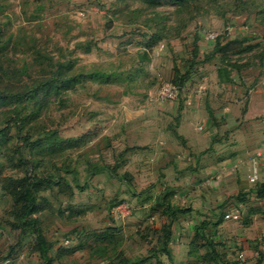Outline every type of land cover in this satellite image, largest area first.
<instances>
[{"label": "rangeland", "instance_id": "obj_1", "mask_svg": "<svg viewBox=\"0 0 264 264\" xmlns=\"http://www.w3.org/2000/svg\"><path fill=\"white\" fill-rule=\"evenodd\" d=\"M158 2L0 0V264L123 258L130 264H227L243 250L238 237L248 235L246 226L224 219L219 208L228 200L235 204L233 195L221 204L214 200L219 209L207 218L204 194L218 186L209 187L204 176L219 160L195 156L194 166L185 160L184 173L165 180L163 159L157 160L159 128L180 140L173 125L185 109H196V89L211 66H243L244 95L251 82L264 79V0ZM215 32L216 38L207 37ZM156 33L160 38L151 43ZM230 41L226 50H214ZM195 47L177 96L160 101L161 83L172 81L173 67L187 69ZM96 71L113 74L94 79ZM69 77L72 83L60 80ZM197 113L189 112V120L196 123ZM226 123L216 127V138L229 140L232 124ZM221 160H231L230 154ZM20 185L34 194L25 217L32 226L20 225L28 202L11 193ZM196 195L204 212H193ZM256 214L247 264H259L264 253V215ZM38 231L48 243L46 257L38 251ZM224 231L236 237L232 248Z\"/></svg>", "mask_w": 264, "mask_h": 264}, {"label": "crops", "instance_id": "obj_2", "mask_svg": "<svg viewBox=\"0 0 264 264\" xmlns=\"http://www.w3.org/2000/svg\"><path fill=\"white\" fill-rule=\"evenodd\" d=\"M223 67H226V70H224L225 73L222 72V76L226 77L227 75L229 78L221 80L219 79L218 68ZM203 68L200 66V69ZM242 73L243 66L237 64L234 67L222 64L220 66H211V70L207 69L206 82L202 83L199 89H196L200 95L196 96L192 102L196 109L184 108L185 111L177 123L173 125L174 132L181 137L179 138L180 140L170 137L168 128H159V133L162 135H160L162 139L159 142L162 145L160 149L162 151L161 154H158L157 160L159 158L163 159L161 171L164 173V179L167 180L171 176L174 181L176 178L173 176L181 175L188 168L185 160H187V164L193 163V166L196 164L195 156L201 157L207 154V156L212 158L215 157L214 161L219 160L215 166H207L209 173L204 176L208 177L205 179L209 187H212L213 184H215L213 186H218V188H214L213 192L209 191V195L204 194L205 198L210 201L209 204L207 203V218H211V215L214 217L215 212L219 208L223 211V218L225 213H238L237 219H227L242 221L241 224L246 226L244 232L248 233V235L246 237H238L240 240L239 244H242L243 248L239 252L245 257L246 254L251 255V247H254L249 245L247 237L252 230L256 229L258 231L256 213L264 215V173L255 182L248 180L250 156L255 155L257 152H261L264 155V128L262 131H257L256 127L257 125L259 127L262 126V122L264 124V79L256 81L254 78L248 93L244 95L241 94V88L248 81L245 80V75ZM222 90H226L225 93H222ZM202 95L205 97L202 98ZM184 104H189V100L185 101ZM196 111L198 113L195 123L189 120L190 114L188 113H195ZM260 116H262V122L258 123V117ZM226 121L232 124L230 125L231 128H229V140H226V137L222 139L216 138V127L221 122L226 123ZM201 125H204L207 130L205 129L204 132L199 131L198 129ZM177 141L183 144H179ZM186 151L195 152V155L188 156ZM226 151L231 157L229 161L221 160L225 156ZM184 157L187 159H184ZM202 162L204 166L206 161ZM168 181L171 184L169 179ZM251 184L253 186L257 185L256 191L252 189ZM230 194L237 199L235 204H231L228 200L219 208L211 205V203L215 202L214 200H222L220 204L224 203L225 197ZM196 197L200 201L196 195L193 199V204L197 203ZM254 199L256 200L253 201ZM261 204L262 206H260ZM231 205L233 208H231ZM201 210L205 211L196 204L193 212ZM243 216H246L245 220L241 219ZM210 224L212 225V222ZM217 226L224 228L223 222L217 223ZM260 228L263 229L262 226ZM223 235L228 240L227 246L232 248L236 237L234 238L226 231H224ZM259 264H264V253L259 258Z\"/></svg>", "mask_w": 264, "mask_h": 264}, {"label": "trees", "instance_id": "obj_3", "mask_svg": "<svg viewBox=\"0 0 264 264\" xmlns=\"http://www.w3.org/2000/svg\"><path fill=\"white\" fill-rule=\"evenodd\" d=\"M172 2H178V1H182V0H170ZM144 2H147V3H151L150 5H155L158 2V0H144ZM160 37L159 35L156 33V34H153L151 35V43L152 42H156V40H158ZM245 40H248V38H244V39H241L239 40L240 42L242 41H245ZM234 41H238L237 39H234ZM232 41L230 42H227L225 44H221V43H216L217 45L215 46L214 50H226V47L231 43ZM87 48H89L87 46ZM197 51H196V47L194 48L193 52H192V55L193 57L191 58V60L189 61V65L187 66V69L184 70L183 72H180V70H177L175 69V67H173L172 69V74H171V80L178 86L180 87L181 85L184 84V82L188 79L189 77V74H190V71H191V67L194 65L195 61H194V57L196 55ZM145 56V55H144ZM228 64H224V66H226ZM231 66H235V64H230ZM60 70V68H59ZM224 70H226V67H223V68H218V75H219V79H227L229 78L227 75L226 77L225 76H222V72H224ZM96 71L95 73H93V75L91 74V77H93L94 79H109L111 78V74H113L112 71ZM58 78V77H57ZM63 83L64 82H68V83H72L73 80H74V77H69V78H66V79H60ZM36 91H34L35 93ZM33 94V93H32ZM17 129L19 130L20 129V125H17ZM25 142H28V139L25 138ZM11 193L13 195H15L18 199H23L24 201H27L28 204L26 205V207H24L22 209V211L19 213V219H20V225H22L23 223H25V225H33V221H26L25 217H26V214L29 213V211L31 210V206L34 204L35 202V198H34V194H33V191L32 189L29 187V186H26V185H20L19 187H15L11 190ZM32 220V219H30ZM37 236H38V251H39V254L42 256V257H46V252H47V249H48V243L45 239V237L42 235V233L40 231H38L37 233ZM162 250H165V246L162 247ZM121 261H110L109 264H127L129 263L130 264V261L129 260H126L125 258L123 259H119ZM152 264H164L160 259H157L154 263Z\"/></svg>", "mask_w": 264, "mask_h": 264}, {"label": "built area", "instance_id": "obj_4", "mask_svg": "<svg viewBox=\"0 0 264 264\" xmlns=\"http://www.w3.org/2000/svg\"><path fill=\"white\" fill-rule=\"evenodd\" d=\"M229 29V28H228ZM230 31V30H229ZM228 31V32H229ZM218 33H209L207 37L216 38ZM178 86L170 80L163 81L158 90V98L160 101L172 100L177 96ZM250 168L248 174V180L250 182L257 181L264 173V155L261 152H257L249 159ZM224 218L237 219L238 213H225ZM227 264H246L244 255L239 252L236 257L230 259Z\"/></svg>", "mask_w": 264, "mask_h": 264}]
</instances>
